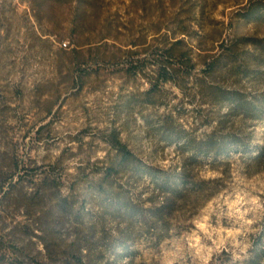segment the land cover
Here are the masks:
<instances>
[{"label":"rangeland","instance_id":"374dc122","mask_svg":"<svg viewBox=\"0 0 264 264\" xmlns=\"http://www.w3.org/2000/svg\"><path fill=\"white\" fill-rule=\"evenodd\" d=\"M251 45H264V0H0V264L244 261L264 227V168L247 167L264 120L211 102L224 89L264 91L261 50ZM135 61L139 74L128 70ZM162 61L182 88L150 90V64ZM220 121L223 133L252 136L250 150L222 157L218 171L210 155L198 166L167 138L173 129L201 137ZM113 130L144 167H187L221 179L220 190L197 215L178 212L158 241L122 210L125 200L149 205L150 178L132 168L106 178L118 161Z\"/></svg>","mask_w":264,"mask_h":264},{"label":"trees","instance_id":"16d2710c","mask_svg":"<svg viewBox=\"0 0 264 264\" xmlns=\"http://www.w3.org/2000/svg\"><path fill=\"white\" fill-rule=\"evenodd\" d=\"M253 8L250 10L252 11ZM183 40L176 41L171 47L165 49L164 58L169 60L176 55L174 49L178 44H183ZM261 50L259 56L258 67L264 71V45H251ZM187 60V67L193 69L195 63L193 58L186 53L182 54ZM136 67L132 64L128 69L129 72L139 74L145 68H139V61ZM152 71L155 72L157 78L152 81V88H159L161 84L174 82L180 88L181 83L174 78L177 74V69L173 63L162 61L159 63H151ZM206 67L214 71L217 66L212 63H206ZM135 68V70H134ZM251 71V67L245 64L244 69L240 72L247 76ZM191 76V71L182 75L183 79H188ZM219 108L228 107L232 113L241 116L243 119L261 121L264 120V91L256 94H247L240 88L224 89L216 93L211 102ZM166 120L173 124L174 117L169 115ZM220 125L215 127L211 133L204 136L196 137L188 135L185 129L168 131L167 138L181 142V148L190 152L188 160H194L198 166H202L199 161L200 154L210 155L212 160L210 168L212 170H220V164L223 163L222 157L230 156L234 153L243 154L251 148V133H244L234 127L228 133H223L220 129L224 124L220 121ZM172 126V125H169ZM110 147L116 151L118 157L117 163H113L107 168L106 178L110 177L112 171H121L127 168H132L136 175H147L151 181V195L146 199L149 205H132L126 200L124 204V212L129 216V219H137L143 223L146 231L158 241L170 236L172 230V218L180 211L186 210L191 212L193 216L197 215L204 204L211 200L220 190L219 183L221 179H203L198 175H192L187 170V167L181 170L177 168L165 169L162 167H144L143 161L138 158L123 142L119 132L113 130L107 140ZM248 170H262L264 168V144L256 148L254 156L250 163L247 164ZM252 172V171H251ZM188 228V227H184ZM126 240V239H124ZM83 264L82 259L79 260ZM223 264V263H220ZM229 264H264V227L263 230L255 234L252 238L251 247L244 261L230 262Z\"/></svg>","mask_w":264,"mask_h":264}]
</instances>
